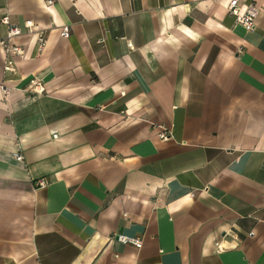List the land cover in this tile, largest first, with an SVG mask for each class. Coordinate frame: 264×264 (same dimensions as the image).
<instances>
[{
  "label": "crops",
  "instance_id": "crops-1",
  "mask_svg": "<svg viewBox=\"0 0 264 264\" xmlns=\"http://www.w3.org/2000/svg\"><path fill=\"white\" fill-rule=\"evenodd\" d=\"M229 1L0 0L46 35L0 45V264H264V0Z\"/></svg>",
  "mask_w": 264,
  "mask_h": 264
},
{
  "label": "built area",
  "instance_id": "built-area-1",
  "mask_svg": "<svg viewBox=\"0 0 264 264\" xmlns=\"http://www.w3.org/2000/svg\"><path fill=\"white\" fill-rule=\"evenodd\" d=\"M54 0H48L51 4ZM228 11L231 13L236 22L242 25L246 30L253 31L257 25V17L260 12V8L255 3H250L245 7L239 4V0H230L228 5ZM0 23L6 26V33L4 36L0 37V45L4 49L5 61H4V71L12 74H17L18 66L17 59L23 58L26 54V48L23 44L19 43L17 39L23 35H37V49L38 52H42L46 45V35L44 32L37 29L35 21L32 19H27L23 25H19L11 21L10 15L8 13L0 17ZM70 27L65 25L62 27L61 35L63 37H69ZM31 89L36 94H41L44 92V87L41 82L36 81ZM0 92L5 99H7L12 88L4 82H0ZM54 137H58L55 133ZM171 133L166 128L160 133L161 139H168ZM14 156L18 160H23L24 156L20 151L14 152ZM36 186L39 188L45 187L48 184L46 178H38L36 180ZM117 241L123 245H133L137 248H141L143 245V239L140 236H132L125 234L116 235ZM220 250L222 247L219 243L216 244Z\"/></svg>",
  "mask_w": 264,
  "mask_h": 264
}]
</instances>
